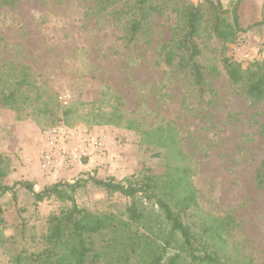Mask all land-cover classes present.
Listing matches in <instances>:
<instances>
[{
    "label": "rangeland",
    "instance_id": "374dc122",
    "mask_svg": "<svg viewBox=\"0 0 264 264\" xmlns=\"http://www.w3.org/2000/svg\"><path fill=\"white\" fill-rule=\"evenodd\" d=\"M187 1L206 8L204 0ZM237 1L245 31H234V41L213 35L211 14L204 16L205 30L197 41L205 74L201 97L189 77L171 71L161 57L177 23L174 13L153 16L149 34L126 46L120 28L108 14H96L88 0H20L0 8V68L27 67L32 84L23 94L27 98L0 104V170L5 174L0 184L16 196L13 200L11 191L0 195V237L7 239L0 245V264H12L21 249L34 250L32 239L45 232L48 216L59 208L51 200L35 204L18 183L40 191L87 175L125 182L147 170L162 176L183 169L196 193L197 211L231 214L228 240L239 251L234 252L264 264V185L256 179L264 163V103L251 104L221 64L229 58L242 69L264 65V25H255L264 20V0H219L229 25ZM62 95L67 106L58 102ZM53 125L102 136L110 161L43 175L41 134ZM74 196L79 207L94 213L118 215L129 204L89 182Z\"/></svg>",
    "mask_w": 264,
    "mask_h": 264
},
{
    "label": "trees",
    "instance_id": "16d2710c",
    "mask_svg": "<svg viewBox=\"0 0 264 264\" xmlns=\"http://www.w3.org/2000/svg\"><path fill=\"white\" fill-rule=\"evenodd\" d=\"M19 1L0 0V8L14 7ZM88 1L96 14H108L120 28L121 42L126 46H133L149 34L153 16L174 13L177 23L169 43L161 49V57L171 71L189 77L199 97L204 92L205 74L197 41L205 30V14H211L208 30L224 42L234 41V31H245L240 27L238 1L231 11L232 25L225 22L227 10L219 0H204V10L187 0ZM255 25H264V20ZM2 47L0 35V51ZM221 64L229 82L251 104L264 103L263 64L242 69L229 58H223ZM29 78L27 67L0 68V104L12 106L19 96L27 98L23 94L32 90ZM260 134L264 139V126ZM87 176L86 180L58 182L40 191H35L30 183H18L35 204L51 200L58 202L59 208L48 216L45 232L32 239L37 247L31 251L21 249L12 264H253L251 258L235 253L239 251L228 240L234 223L231 214L205 216L197 211L198 201L188 182L187 169L162 176L147 170L140 178L125 182ZM4 177L0 170V180ZM256 179L264 185V163L258 168ZM88 182L109 196L128 200L125 211L115 215L79 207L74 193ZM8 191L16 200L13 189L0 184V195ZM4 241L7 239L1 236L0 245Z\"/></svg>",
    "mask_w": 264,
    "mask_h": 264
},
{
    "label": "built area",
    "instance_id": "2783aa9c",
    "mask_svg": "<svg viewBox=\"0 0 264 264\" xmlns=\"http://www.w3.org/2000/svg\"><path fill=\"white\" fill-rule=\"evenodd\" d=\"M66 95L59 96L62 106L68 105ZM109 152L102 136H90L79 129L64 125H53L41 134V148L38 154V166L43 175L70 171L78 164L95 162L107 164Z\"/></svg>",
    "mask_w": 264,
    "mask_h": 264
},
{
    "label": "crops",
    "instance_id": "0c3cea01",
    "mask_svg": "<svg viewBox=\"0 0 264 264\" xmlns=\"http://www.w3.org/2000/svg\"><path fill=\"white\" fill-rule=\"evenodd\" d=\"M67 172V171H66ZM62 173V172H61ZM58 174H60V173H58ZM55 175H57V174H55Z\"/></svg>",
    "mask_w": 264,
    "mask_h": 264
}]
</instances>
